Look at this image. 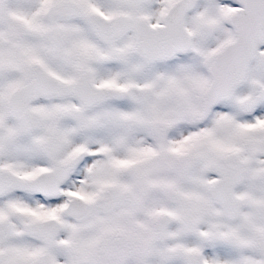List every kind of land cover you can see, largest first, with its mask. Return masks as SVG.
I'll return each instance as SVG.
<instances>
[{"label":"snow or ice","instance_id":"6c2138e0","mask_svg":"<svg viewBox=\"0 0 264 264\" xmlns=\"http://www.w3.org/2000/svg\"><path fill=\"white\" fill-rule=\"evenodd\" d=\"M0 264H264V0H0Z\"/></svg>","mask_w":264,"mask_h":264}]
</instances>
